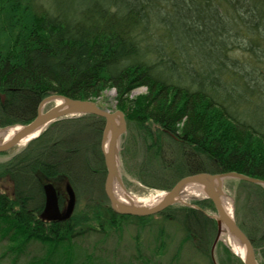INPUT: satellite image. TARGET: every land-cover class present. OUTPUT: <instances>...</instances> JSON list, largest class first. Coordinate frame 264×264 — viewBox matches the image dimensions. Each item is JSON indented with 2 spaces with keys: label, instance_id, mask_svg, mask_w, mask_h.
Returning a JSON list of instances; mask_svg holds the SVG:
<instances>
[{
  "label": "trees",
  "instance_id": "obj_1",
  "mask_svg": "<svg viewBox=\"0 0 264 264\" xmlns=\"http://www.w3.org/2000/svg\"><path fill=\"white\" fill-rule=\"evenodd\" d=\"M202 34L213 53L211 68L198 72L200 81L191 76L182 83L195 64L184 59V46L198 43ZM140 87L146 92L130 97ZM109 89L116 92L115 108L124 114L127 130L138 133L145 147L142 166L162 176L161 185H151L169 190L199 172L234 171L264 180V122L242 119L241 94H234L242 89L250 99L264 98V0H0V127L26 124L48 95L100 106L97 99ZM71 120L87 121L75 137L43 132L0 164V178L7 175L12 182L11 195L0 189V264L4 258L17 264L33 242L42 251L22 264H108L76 250L71 240L91 231L108 235L124 221L142 223L154 216L111 209L102 189L104 120L93 114ZM86 133L90 141L83 138ZM62 177L73 188L75 206L79 190L89 187L91 194L66 220H46L44 180ZM241 182L264 209V187ZM193 203L214 209L207 198ZM170 209L158 215L182 223L183 242L193 241L199 251L210 245L216 232L212 218L192 207ZM237 224L264 264V220L257 239L242 221ZM223 249L222 264H242ZM140 257L142 264L150 263L137 249L135 258Z\"/></svg>",
  "mask_w": 264,
  "mask_h": 264
},
{
  "label": "rangeland",
  "instance_id": "obj_2",
  "mask_svg": "<svg viewBox=\"0 0 264 264\" xmlns=\"http://www.w3.org/2000/svg\"><path fill=\"white\" fill-rule=\"evenodd\" d=\"M188 34L191 35L192 33ZM199 37L200 40L198 41V43L187 46L188 43L186 42V45L184 46V51L182 52L184 59H192L195 64H193V73L183 74L182 83H188L189 79H191V76L199 78L200 81V76L198 75V72L201 71V69L207 70L211 68V64L209 63L212 62L213 53L208 52L207 46H204L203 44V39L205 35L202 34ZM208 53L210 55V58L206 56ZM233 53L242 57L240 52L236 50L233 51ZM205 74L207 75V72ZM173 77H175V75ZM144 92H146L145 87L136 88L132 91L130 97H134ZM236 93L241 94V99L239 100L241 101L243 106L239 109L238 112L240 113L242 119L251 122L260 121L261 123H263L264 98L255 96L251 97L250 99L245 93H243L242 89H237L234 94ZM115 95V90H106L104 94L97 99V102L100 104V106H102V108L114 110L116 109ZM231 98L234 100H238L235 95ZM53 104V102L48 103L43 109L46 110ZM77 117L79 116L69 115L58 121L56 120L57 122L53 121L54 123L51 122L53 124L50 123L41 133L44 132L46 135H51L54 138L64 136L65 139L70 137L73 138L76 135V130L87 122L85 120L77 122L76 120H71L72 118ZM16 125L21 124L15 123L10 126ZM41 133L33 139L29 140L24 145L16 144L9 150L1 152L0 164L12 159L13 156L25 150L34 140H36L41 135ZM90 137L91 136H89L88 133L83 135V138H85L86 141H90ZM118 144L120 176L127 192H129L135 197L149 199L167 191V189L162 188L160 186L157 187L151 185H161L162 176L156 173L154 175L152 171H148L145 169V167L142 166L144 161L145 147L141 142V139L138 137V133H135L134 130L128 131L126 129V132L119 138ZM241 181L242 180H238L235 178L224 179L223 191L226 196L223 197L222 200L223 203L225 201V203H228L230 205L229 207L231 213L233 214L236 222L242 221L245 227H247L257 239L259 238L263 230V225H261V222L264 220V209L259 204V200L253 193V190L251 188H248L249 185L242 183ZM44 183H51L54 186L58 196L59 209L63 210L66 206L67 201V193L65 190L67 179L65 177L59 178L58 180L45 179ZM86 184L87 182L85 183V185ZM260 185L264 187L263 184ZM114 186L117 187L118 185L115 184ZM0 189L4 191L7 195H11L12 182L9 176L3 175L0 178ZM86 189H88V191H85V193L82 192V189L79 190L78 200L80 202L79 204H77V206H74L73 211H75L78 206L80 209L83 206V203L86 202L84 198L87 197V193H90L89 187H87ZM102 189L104 191V180L102 184ZM84 190L85 189H83V191ZM202 199H205L204 194H198L195 198H193L192 195L189 197L187 196L184 199V202L190 205H186L183 202L175 203L170 206L171 209L174 210L170 209L171 211H169L168 213L176 211V209L181 206L192 208L198 207L193 203V201ZM214 209L207 205V207L202 210L204 211V213H206L204 214L205 216L208 215L207 217L212 218V216L216 215ZM258 225L260 226V228L257 227ZM207 232L208 235H211L210 230H208ZM215 235L216 232L214 231L211 243H213ZM228 236L229 235L227 233H222L214 246L212 254L216 264H222V262H226L225 250L223 249V247L227 248L232 254L241 259L240 256H238L231 250L229 244L227 243L226 238ZM183 237L184 230L182 227V223H180L178 220L164 219L163 215L157 214L154 215L153 218L145 220L142 223L137 222L136 220L124 221L121 223L120 229L118 231L114 233L112 232L108 235H103V233L101 232L91 231L88 234H85L71 241L77 244L76 247L78 248L76 250L91 253L99 260L101 258L104 260L106 259V262L108 264H129V262L131 264H142V257L135 258L137 249H139L140 252L147 258V261L150 260L149 264H212L211 243L210 245L208 244V246L204 248V250L199 251L200 249L197 250L194 247L193 241L190 240L187 242H183ZM180 242H182V244H180ZM3 249L4 248L0 245V253L1 251H3ZM41 251L42 248L38 242L30 243L26 248V254L24 252L21 255L17 264H22L23 261H25L30 254H39L41 253ZM256 258L258 264H260L257 255ZM80 259H82V256ZM2 260V263L4 264L8 262V259L6 258Z\"/></svg>",
  "mask_w": 264,
  "mask_h": 264
},
{
  "label": "water",
  "instance_id": "obj_3",
  "mask_svg": "<svg viewBox=\"0 0 264 264\" xmlns=\"http://www.w3.org/2000/svg\"><path fill=\"white\" fill-rule=\"evenodd\" d=\"M59 101L58 104H53L48 109L44 110V106L50 102ZM93 114L103 118L104 126L101 134V152L106 169L104 179V193L108 199L111 209L119 215H132L146 217L155 215L167 207L182 202L180 196L182 189L189 184L199 185L205 195V198L211 200L214 205L216 215L212 216L216 223V235L211 246V260L216 264L213 258V249L219 236L222 233H227L234 238L244 250V255L241 257L243 264H258L254 248L251 240L238 226L233 214H229L223 203L225 193L223 191V183L226 178H235L242 181H247L254 184H263L264 180L250 177L238 172L229 171L221 173L199 172L183 176L164 194L160 199L149 206L142 204H134L120 202L114 194V185L117 184L124 192L125 186L122 183L119 170V138L126 132L127 126L122 111L118 109L109 110L100 107L96 101L90 99H74L59 94H51L41 99L37 105L35 116L26 124L16 126H6L0 128V153L5 152L18 144L29 134L39 130L42 127H47L51 122L62 119L69 115H84ZM12 128L15 129L8 139L4 140L5 134ZM44 128V129H45ZM45 204L42 212V217L50 221L66 220L73 213L75 206V193L69 183H66L65 190L67 193L66 206L63 210L59 209L58 196L56 189L51 183L43 185ZM130 194V193H129ZM195 198V197H193ZM185 203V202H183ZM186 205H190L185 203ZM202 211L200 208L195 207ZM204 213V211H202ZM206 214V213H204ZM208 216V215H207Z\"/></svg>",
  "mask_w": 264,
  "mask_h": 264
},
{
  "label": "bare ground",
  "instance_id": "obj_4",
  "mask_svg": "<svg viewBox=\"0 0 264 264\" xmlns=\"http://www.w3.org/2000/svg\"><path fill=\"white\" fill-rule=\"evenodd\" d=\"M47 97V96H46ZM45 98V97H44ZM43 99V98H42ZM51 103V102H50ZM54 104H58L59 101H56V102H53ZM48 104V103H47ZM45 107V106H44ZM37 111V109H36ZM32 120V119H31ZM28 123V122H27ZM45 127H42L40 128L39 130L29 134L28 136H26L24 139L20 140L19 143L17 145H24L26 144L29 140L33 139L34 137H36L37 135H39L43 129ZM17 129V128H12L8 131V134H5V137H4V140L8 139V137L12 134V132ZM3 135L1 134L0 135V138L2 137ZM100 150H101V146H100ZM102 153V152H101ZM114 194L116 196V198L122 202V203H129L130 201L134 204H142V205H146V206H149V205H152L154 203H156L160 197H162V195L164 193H160L158 195H156L155 197L153 198H139V197H135L129 193H126L124 192L119 186H114ZM198 194H204L202 188L199 186V185H196V184H189L187 185L186 187H184L182 189V193H181V196H180V200L182 202H184V199L188 196H193V197H196ZM224 205L226 207V210L228 211V213L231 215V210H230V205L228 203H225L224 201ZM220 237V236H219ZM226 241L227 243L229 244L231 250L236 253L238 256L240 257H243L244 255V250H243V247L234 239L232 238L231 236H228L226 238Z\"/></svg>",
  "mask_w": 264,
  "mask_h": 264
}]
</instances>
